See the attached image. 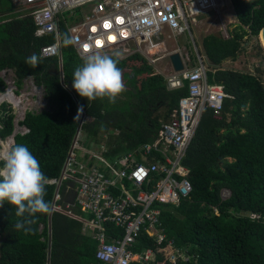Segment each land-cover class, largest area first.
Segmentation results:
<instances>
[{
	"label": "trees",
	"instance_id": "16d2710c",
	"mask_svg": "<svg viewBox=\"0 0 264 264\" xmlns=\"http://www.w3.org/2000/svg\"><path fill=\"white\" fill-rule=\"evenodd\" d=\"M230 1L237 27L228 40L207 36L202 50L210 65L207 81L223 85L233 98L225 101L218 118L212 110L202 116L184 161L193 186L190 198L178 205H161L162 226L168 239L195 257L179 264H264V72L221 68L224 61L239 59L248 42L245 38L259 39L264 28V0ZM12 12V0L0 1V71L14 70L19 88L25 79L34 77L36 83L47 87L51 106L41 113L26 112L19 125L29 132L18 133L13 146H27L38 159L49 179L45 200L53 205L57 194L66 193L68 184L60 183V178L81 126L95 141L103 133L120 132L110 136V157L138 150L157 139L162 124L156 114L166 108L164 120L168 121L179 101L188 95V85L169 91L165 79L141 55L124 60L112 56L119 61L127 99L110 103L105 97L88 102L72 87L74 70L84 59L78 58L72 45L64 46L63 26L60 58L44 61L42 49L51 45L52 39H36L32 18L9 22L11 16H5ZM258 49L264 52L261 45ZM33 55L37 57L35 67L28 63ZM4 87L0 78V92ZM15 118L12 109L0 106V140L13 135ZM9 146L10 141L0 156ZM0 165L3 167V162ZM52 180L58 183L51 184ZM225 190L229 198L223 197ZM251 213L259 218H252ZM51 214H37L34 231L25 234L14 227L19 219L15 209L7 202L0 205V264H48L51 227L50 264H102L95 257L96 242L82 231L80 222L62 213ZM104 231L124 235L114 224H106ZM158 247L154 238L143 233L134 251L143 253ZM156 264L170 263L158 255Z\"/></svg>",
	"mask_w": 264,
	"mask_h": 264
},
{
	"label": "built area",
	"instance_id": "2783aa9c",
	"mask_svg": "<svg viewBox=\"0 0 264 264\" xmlns=\"http://www.w3.org/2000/svg\"><path fill=\"white\" fill-rule=\"evenodd\" d=\"M13 1L34 20L39 38L56 39L54 45L43 49L45 59L60 57V28L65 26L67 35L73 39L71 45L81 59L97 51L120 59L139 54L164 77L168 90L175 91L188 85V95L179 101L169 122L162 126L157 142L128 153L113 164L105 161L107 150L102 147L101 152L88 153V160L94 162V166L91 169L82 167L76 151L87 152L78 133L60 178V183H67L75 192L74 203L65 207L56 204L53 211L82 220L84 228L97 231L94 238L99 244L95 257L102 264H155L160 253L170 264L189 263L195 257H190L188 250L178 248L175 241L169 240L165 234L160 205H178L181 200L190 198L193 187L188 171L182 166L187 150L203 113L212 110L218 118L225 101L233 97L226 93L223 85L207 83L202 59L199 58L198 67L191 66V59L177 42L187 33L192 36L193 30L202 28L203 19L215 14L220 16V27L224 28L222 37L229 39L230 31L222 18L225 0ZM170 43H173L172 48ZM176 53L183 59L182 71L165 73L157 69L158 63ZM2 75L11 79L10 73L3 72ZM8 84L0 96L9 93L16 96L15 82ZM0 101L13 103L8 98ZM28 132L26 128L21 129L22 134ZM153 153L160 154L163 160L149 165L139 162L141 157L147 158ZM99 164L103 165V172L98 169ZM125 181L130 183L136 195L125 187ZM50 183L57 184L58 180ZM223 197H229V194L223 193ZM56 200L60 201V198ZM72 207L88 217H78ZM214 210L218 212V208ZM250 216L259 218L253 213ZM106 224L122 229L123 238L114 237L113 242H106L103 233ZM143 233L156 240L159 246L156 250L134 251Z\"/></svg>",
	"mask_w": 264,
	"mask_h": 264
},
{
	"label": "clouds",
	"instance_id": "9594fccd",
	"mask_svg": "<svg viewBox=\"0 0 264 264\" xmlns=\"http://www.w3.org/2000/svg\"><path fill=\"white\" fill-rule=\"evenodd\" d=\"M63 44L67 47L73 44V39L65 36ZM28 63L35 67L37 57L35 55L29 57ZM118 63V59L98 51L87 55L82 65L74 70L73 89L88 102L106 97L110 103H115L126 88ZM80 111H83L82 107ZM21 129L17 133H21ZM10 139L9 137L4 141L0 140L2 141L0 151ZM10 146L0 156V162H3V167H0V205L5 202L10 204L15 209V216L19 218L14 225L15 229L29 234L34 231L32 226L36 223L37 214L52 212L51 203L45 200V188L49 184V179L27 146L23 144H16L11 148Z\"/></svg>",
	"mask_w": 264,
	"mask_h": 264
},
{
	"label": "crops",
	"instance_id": "0c3cea01",
	"mask_svg": "<svg viewBox=\"0 0 264 264\" xmlns=\"http://www.w3.org/2000/svg\"><path fill=\"white\" fill-rule=\"evenodd\" d=\"M0 1H2V0H0ZM230 1V0H229ZM12 3H13V12H12V14L11 15H7V16H5V17H10L11 16V18H10V20H9V22H12L13 20H24V19H26V18H30V17H28V12H26V10H22V9H20L19 7H17V5H16V3L12 0ZM230 3H231V5H232V2L230 1ZM232 7H233V5H232ZM227 9V8H226ZM233 9H234V7H233ZM22 12V13H21ZM225 12H226V10H225ZM234 12H235V10H234ZM227 14H229V12H228V10H227ZM236 15V14H235ZM3 17V15L2 14H0V19ZM236 20H237V17H236ZM224 21V20H223ZM235 20H233L232 19V17L230 16L229 17V19H228V22L229 23H225V21H224V25H228V24H231L232 25V23L234 22ZM237 22H238V20H237ZM219 24H220V19L219 18H215V19H212L211 21H207V20H205V19H203V25H204V27L203 28H199V29H196V31H198L199 32V40H200V47L199 46H197L196 45V39H195V37H194V34H192V36L191 35H189L190 36V38H191V40H192V42H193V44L195 45V49H196V60L195 61H192V63H190V65L191 66H193V67H198L199 66V58H201L202 59V61H203V64H204V67L206 68V80H207V73L210 71V65H209V62H208V60H207V57L204 55V52H203V50H202V41H203V39L204 38H206L207 36H210V35H214V36H218V37H221V38H223L222 37V33H218V34H213V33H209V34H206L205 32H206V30H207V26L206 25H208V26H212V27H215V25L216 26H219ZM234 24V23H233ZM238 25V24H237ZM237 25H236V27H237ZM235 27V28H236ZM227 28H228V26H227ZM63 31L65 32V36H68L67 35V27H65V26H63ZM195 30H193V32H194ZM202 31H205V32H202ZM230 31V30H229ZM233 31V30H232ZM231 32V31H230ZM35 37H36V39H40V40H42L41 38H39L38 36H37V30H36V35H35ZM47 38H50V39H52V44L51 45H48V46H52V45H54L55 43H56V39L54 38V37H47ZM43 39H46V38H43ZM246 39V38H245ZM226 40V39H225ZM60 45H61V39H60ZM175 45V44H174ZM177 45L180 47V48H182L180 45H179V39H178V42H177ZM48 46H46V47H48ZM169 46H170V48H172L173 47V43H170L169 44ZM46 47H44V48H46ZM43 48V49H44ZM60 48H61V46H60ZM43 49H42V52H43ZM182 49H184L185 51L187 50L185 47L184 48H182ZM42 52H41V59L42 60H46V61H50V60H53V59H45L44 57H43V55H42ZM75 53H76V55L78 56V58H80V56L77 54V52L75 51ZM186 53H187V51H186ZM188 54V53H187ZM112 56H114V55H112ZM172 56V55H171ZM170 56V57H171ZM189 56V55H188ZM117 57V56H116ZM170 57H167V58H165L164 60H162L160 63H158V65H157V69H159V70H162L163 72H165V73H169V72H172V71H174V68H173V65H172V62H171V59H170ZM60 58V57H59ZM57 59V58H56ZM81 59V58H80ZM120 59V58H119ZM81 60H83V59H81ZM121 60H124V59H121ZM228 61V60H227ZM182 62H183V59H182ZM225 62V61H224ZM223 62V63H224ZM222 63V64H223ZM221 64V65H222ZM183 65H184V62H183ZM151 67H153V66H151ZM222 68V67H221ZM153 69L156 71V69H155V67H153ZM223 69V68H222ZM226 70V69H225ZM3 72H7V73H10L11 74V78H13V80H14V82H15V86H16V89H15V93H16V96L17 97H19L18 96V93H20V90L21 89H23L24 88V83H25V81H26V79L24 80V83H23V87H21V88H19L18 87V85H17V81H18V78H17V75H16V72L14 71V70H11V69H5V70H1L0 71V78L3 80V82H4V85H5V87H4V90L2 91V92H0V94L1 93H4L5 92V90H7V88L9 87V82H10V80H8V79H5L4 78V76L2 75V73ZM157 72V71H156ZM175 72V71H174ZM240 72V71H239ZM160 75V74H159ZM162 76V75H161ZM163 77V76H162ZM164 78V77H163ZM28 79V78H27ZM7 80H8V83H7ZM35 80V79H34ZM36 81V80H35ZM207 83H209L208 81H207ZM38 86H43V87H45L46 88V91H47V87L45 86V85H40V84H38V83H36ZM209 84H218V83H209ZM38 86H37V90H38ZM46 91H44V93H45V98H47L46 97ZM170 91V90H169ZM41 95V94H40ZM44 97H42V99L40 100V102H44L43 101V98ZM47 100H48V98H47ZM45 103H49V100L47 101V102H45ZM1 105H7V107H8V109H12V111L14 112V110H13V107H15V104H13V103H11V102H9V101H0V106ZM49 105H50V103H49ZM51 107V106H50ZM49 107V108H50ZM45 110H47V109H43V110H35V111H33V112H35V113H41V112H43V111H45ZM14 114H15V112H14ZM204 114V113H203ZM25 115H26V112H25ZM25 115H24V119H25ZM203 116V115H202ZM170 118H171V115H170ZM170 118H169V120H170ZM24 119H23V121H24ZM86 119V118H85ZM169 120L166 122V123H168L169 122ZM201 120H202V118H201ZM165 121V120H164ZM84 122H85V120H84ZM160 122H161V118H160ZM166 123H164V124H166ZM200 123H201V121H200ZM161 124H162V122H161ZM164 124H162V126L164 125ZM162 126H161V128H162ZM199 126H200V124H199ZM199 128V127H198ZM15 130H16V123H15ZM14 130V131H15ZM161 130V129H160ZM160 130H159V132H160ZM116 132H118V131H116ZM14 133V132H13ZM78 133H80V141L84 144V145H88V144H90L91 145V147H92V150H86V152L87 153H83V152H81V151H79L78 152V154L76 153V156H77V160H78V162L81 164V166L82 167H87L88 169H91L93 166H94V162H91V161H89L88 159H89V156H88V153H91V152H101V148L102 147H105V149L107 150V153H105L104 154V158H105V161L110 165V164H113L117 159H119V158H121V157H123L124 155H126V154H128V153H126V154H124V155H121V156H117V157H110L109 156V154H110V147H109V145H108V143H109V140H110V136H112V135H116V133L115 132H113V133H103V134H101V137L99 138V141H95V140H92V139H90V138H88L87 137V135H86V133L85 132H83L82 131V126L80 127V129L78 130ZM78 133L76 134V136L78 135ZM119 134H120V132H119ZM159 134V133H158ZM76 136H75V138H76ZM83 136L85 137V140L83 141L82 140V138H83ZM102 136H103V138H102ZM116 136H118V135H116ZM75 138H74V140H75ZM157 139H158V136H157ZM157 139L152 143V144H149V145H146V146H151V145H154L156 142H157ZM74 142V141H73ZM72 145H73V143H72ZM84 145H83V147H84ZM145 145H143V146H141L138 150H140L142 147H144ZM96 147H98L99 148V151H97V148ZM85 149V148H84ZM71 150H72V146H71V149H70V152H71ZM138 150H135V151H132V152H130V153H133V152H136V151H138ZM188 150H189V148H188ZM188 150H187V152H188ZM69 152V153H70ZM186 155H187V153H186ZM164 158V157H163ZM163 158H162V156L160 155V154H158V153H153L152 155H150L149 157H147V158H144V157H141L140 158V160H139V162H141V163H143V164H145V165H149V164H151V163H154V162H157V160H163ZM185 158H186V156H185ZM109 159H112V162H109ZM184 161H185V159H184ZM184 161H183V163H182V166L188 171V173H189V169L184 165ZM98 169L101 171V172H103L104 171V167H103V165H98ZM64 170V169H63ZM63 173V172H62ZM124 185H125V187L134 195L135 194V192L132 190V188H131V186H130V183H128L127 181H125L124 182ZM59 186H61V184H59ZM193 187V186H192ZM226 192V190L223 192V193H225ZM136 195V194H135ZM229 196H230V193H229ZM57 197H59L60 198V201H59V203H60V205H63V206H67V205H72L73 203H74V199H75V192L70 188V187H67V189H66V193H65V195L63 196H61L60 194H57L56 196H55V199L57 198ZM226 198H229V197H226ZM163 205V204H162ZM160 207H161V205H160ZM161 210H162V208H161ZM72 211L78 216V217H81L82 219H86L87 217H88V215H86V214H83V213H81L76 207H72ZM59 213V212H58ZM53 214V213H52ZM51 214V215H52ZM63 214V213H62ZM64 215H66V214H64ZM67 216V215H66ZM69 217V216H68ZM71 218V217H70ZM73 219V218H72ZM160 219H161V216H160ZM73 220H75V219H73ZM76 222H80V224L82 225V231L83 232H86V233H88L89 235H91V238L96 242V245H97V248H98V242H97V240L94 238V236L96 235V233H97V231L96 230H94V229H90V228H84V224H83V221L82 220H75ZM162 222V221H161ZM163 227V226H162ZM51 233H52V227H51V231H50ZM103 233L105 234V238H106V242H113L114 240H113V238L115 237V238H119V239H122L123 238V234L122 235H118L117 233H107V232H105V231H103ZM97 248H96V250H97ZM48 250H49V248H48ZM156 250V249H155ZM96 252V251H95ZM161 254V256H163L162 255V253H160ZM49 256V255H48ZM164 257V256H163ZM165 259V258H164ZM50 260H51V256H50ZM157 260H158V257H157ZM157 260H156V263H157ZM155 263V264H156ZM49 264H50V262H49Z\"/></svg>",
	"mask_w": 264,
	"mask_h": 264
},
{
	"label": "rangeland",
	"instance_id": "374dc122",
	"mask_svg": "<svg viewBox=\"0 0 264 264\" xmlns=\"http://www.w3.org/2000/svg\"><path fill=\"white\" fill-rule=\"evenodd\" d=\"M225 3H226V6L222 12V18L225 21V23H229L228 19L230 16L232 17L233 20H235L233 22L234 24L232 23V25L231 24L225 25V27L228 26V28H227L228 30L232 31L235 29L238 22L236 20V15H235L234 9H233L230 1L225 0ZM225 10H226V12H225ZM227 10H228L229 14H227ZM218 17H220V16H218V14H215L214 16L210 15V16H207L205 20L211 21L212 19H215ZM220 25H222V24L220 23L219 27L216 25H215V27H212V26L210 27V26L206 25L207 26L206 32L205 31H202V32H205L206 34L222 33L223 27H220ZM203 27H204V25L202 26V28ZM193 34H194V37L196 39V45L200 47V40L198 39L199 38V32L195 30L193 32ZM260 36H259V39L258 38H252V37L246 38L247 40L246 39L245 40L248 42L245 45L244 51L240 54L239 59L237 61H231V60L225 61L221 65V67L223 69H226V70H235V71H240L243 73H255L257 69H261L264 72V52L261 53L258 49V47H260V45L262 46V41H261ZM227 40H228V38H227ZM179 45L182 48L185 47L187 49L186 51L189 55V58L192 61L196 60L195 45L193 44L188 33L179 38ZM34 79H35L34 77H29L28 79H26V81L24 83V88L20 90V93H18L19 97L14 96V100H16L19 103V106H20V99L22 98L23 103L26 104V106H27L25 112L49 109V107H50L49 103L40 102V100L42 99V96L40 95L39 90H37L38 85L36 84V81ZM9 80L14 82V80L12 78ZM127 97L128 96L125 93H121L117 97L116 100L124 101L127 99ZM13 110L15 112L17 121L22 122L25 114H21V112L16 107H13ZM165 114H166V108H161L159 110V112L156 114V115H160L162 124L167 122V121H164ZM20 129H21L20 125L18 123H16V131L18 132V131H20ZM82 131L84 132L83 129H82ZM115 133H116V135H119V131L115 132ZM102 138H103V136H102ZM82 140L83 141L85 140L84 136H83ZM84 148L86 150H92V147L90 144L84 145ZM96 148H97V151H99V148L98 147H96ZM0 149H1V147H0ZM78 152L79 151L77 150L76 153L78 154ZM109 162H112V159H109ZM0 167H2V165H0ZM225 193L228 196L229 192L226 191ZM56 204H60V203H59V201H57L55 199L53 202V205H52V213H54L53 207Z\"/></svg>",
	"mask_w": 264,
	"mask_h": 264
},
{
	"label": "water",
	"instance_id": "95a60500",
	"mask_svg": "<svg viewBox=\"0 0 264 264\" xmlns=\"http://www.w3.org/2000/svg\"><path fill=\"white\" fill-rule=\"evenodd\" d=\"M260 35H261L260 37H261V41H262V46H263V48H264V28L262 29ZM262 39H263V40H262ZM170 59H171V62H172V65H173V68H174V71H175V72H180V71H182V70L184 69V65H183L182 58H181V55H180V54H178V53L173 54V55L170 57ZM38 90H39L41 96L44 97V96H45L44 91H46V88L43 87V86H38ZM43 101H44V102H47L48 100H47V98L44 97V98H43ZM15 123H17V121H15ZM17 134H18V133H17V131L15 130L14 133H13V135L10 137V138H11V139H10V143H11L10 148L15 144V136H16ZM0 143L2 144V141H0ZM1 144H0V145H1ZM50 231H51V229H50ZM48 255H49V256H48V264H49V262H50V256H51V232H50V241H49Z\"/></svg>",
	"mask_w": 264,
	"mask_h": 264
},
{
	"label": "bare ground",
	"instance_id": "6f19581e",
	"mask_svg": "<svg viewBox=\"0 0 264 264\" xmlns=\"http://www.w3.org/2000/svg\"><path fill=\"white\" fill-rule=\"evenodd\" d=\"M262 40H263V39H262ZM15 94H16V93H15ZM4 97H7V98L12 99L13 102L16 104L17 109L21 112V114H24V112H25L27 106H26V104L23 103L22 98L20 99V106H19V103H18L16 100H14V96H13L11 93H9L8 95H5V96H0V99H3ZM21 114H20V115H21Z\"/></svg>",
	"mask_w": 264,
	"mask_h": 264
}]
</instances>
